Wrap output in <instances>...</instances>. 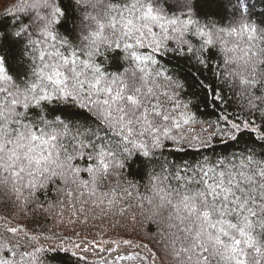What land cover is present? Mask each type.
I'll use <instances>...</instances> for the list:
<instances>
[{
  "label": "snow or ice",
  "instance_id": "6c2138e0",
  "mask_svg": "<svg viewBox=\"0 0 264 264\" xmlns=\"http://www.w3.org/2000/svg\"><path fill=\"white\" fill-rule=\"evenodd\" d=\"M178 2L187 6V0ZM157 3L158 0H135L126 9L127 15L109 6L102 15L90 16L94 27L83 37L87 43L82 54L86 58L82 59L75 50L68 55L49 53L58 58L52 60H46L41 53V65L33 70L35 79L21 85L8 74L7 57L0 54V186L12 194L21 213L55 215L69 225H88L90 220L109 214L135 220L133 208L148 213L161 226L176 264H264V165L251 157L242 166L245 170L238 173H217L214 168L200 167L191 175H166L167 169L161 165V172L150 177L146 193L122 180L125 162L134 152L151 158L165 140L206 143L213 133L221 132L235 140L249 131L264 141V127L251 119L237 122L225 116L221 119L226 128L213 127L209 132L201 127L197 132V121L187 104L175 102L171 111H165L159 103L151 108L145 106L143 99L155 96V90L161 87L156 77H164L170 87L183 85L161 72L153 77L148 65L157 61L141 49L157 52L168 41H174L178 46L187 44L188 51L193 52L185 39L191 32L202 38L201 49L217 43L222 46L225 77L237 81L248 107L264 116V21L260 27L251 23L249 0H227L232 6L231 15L240 18L238 27L228 28L200 26L191 15L170 19L163 10H156ZM28 6L36 11L43 34L56 40L53 29L60 23L63 9L54 0H31ZM41 11L46 15H39ZM0 40L19 44L23 34L2 32ZM102 47L122 49L123 59L130 61L133 68L123 74L106 73L95 61ZM162 94L175 101V93ZM54 100L94 111L108 131L104 135L90 129L74 132L66 123L73 117L68 114L65 119L57 116L49 120L42 114L38 120L29 119L30 111L42 112L43 106ZM169 176L180 182L179 186H173ZM50 184L62 198L45 207L36 193ZM33 203L35 207L30 208ZM0 221L7 234H0V264H43L41 257L50 251L66 255L70 252L72 256L93 251L103 264H109L102 255L105 252L116 253L112 264H146L150 258L154 264L151 254L146 257L133 251L131 255H120L121 243L142 247L129 239L89 241L79 236V242H73L55 233L43 237L30 233L22 225H13L7 216H0ZM78 259L86 260V256L79 255Z\"/></svg>",
  "mask_w": 264,
  "mask_h": 264
},
{
  "label": "trees",
  "instance_id": "16d2710c",
  "mask_svg": "<svg viewBox=\"0 0 264 264\" xmlns=\"http://www.w3.org/2000/svg\"><path fill=\"white\" fill-rule=\"evenodd\" d=\"M109 1L54 0L55 5L63 9L64 15L60 17V23L54 26L53 31L57 39L53 41L43 34L36 11L28 6L31 0H0V34L2 32L11 34L16 31L23 34V40L19 44H7L0 40V46H2L0 54L7 57L6 68L13 81L21 85L34 80L33 70L41 65L39 59L41 53L45 54L46 60H52L58 58L50 56L49 53L60 51L68 55L75 50L81 54L82 59H85L82 49L87 42L83 37L88 35L94 27V23L88 18L102 15L109 6L127 15L126 9L130 8L135 0H111L110 3ZM249 3L252 5L250 21L260 27V22L264 21V0H249ZM229 7L227 0H187L186 7L178 0H158L156 4V10H163V14L170 19H183L191 15L199 21L200 26L238 27L240 18L233 17ZM39 15L43 16L46 13L41 11ZM244 15L245 22H248V14ZM185 39L190 42L193 52L188 51L187 44L178 46L174 41H168L166 47L157 52L141 49L144 54L153 55L157 61L155 65H148L153 70V77L156 72H161L164 76L171 77L173 81L183 85L182 88L170 87L164 77H156L161 87L155 90V96L143 97L145 106L151 108L159 103L163 110L171 111L175 102L187 104L188 111L197 121L194 125L197 132L201 127L207 128L209 132L213 127L226 128L227 125L221 119L225 116L230 121L237 122L251 119L257 126L264 127V116H261L258 110L248 107L247 100L240 94L238 82L225 77L222 46L217 43L201 49L202 38L191 32L185 35ZM124 55L122 49L102 47L101 54L95 57V61L108 74H123L126 70L133 68L130 61L123 59ZM201 60L204 62L201 63ZM235 67L236 65H229V68ZM163 91H168L169 96L175 93V101H169L168 97L162 94ZM80 113L83 115H79ZM40 114L49 120H54L57 116L65 119L66 114L72 115L73 117L66 120V123L74 132L77 129L81 132L90 129L104 135L105 131H108L103 129L96 113L87 108L80 109L54 100L44 105L42 112L40 109L30 111L29 119L38 120ZM185 133L187 134V130ZM203 135L207 137L208 134L203 133ZM249 157L264 165V141L260 140L257 134L249 131H245L242 137L235 140L223 132L213 133L206 143L188 141L175 143L165 140L163 146L156 149L151 158H145L142 154L134 152L125 162L122 180L136 184L141 193H146L150 177L154 173L161 172V165L167 169L166 175L172 172L191 175L192 170H198L200 167L214 168L217 173L221 171L238 173L245 170L242 166L249 163ZM80 164L83 167V161ZM2 176L3 174L0 173V179ZM169 182L173 186H179L180 183L171 176H169ZM36 196L45 207L49 203H56L58 198H62L51 184L46 190L38 191ZM31 207H35V204L30 205ZM132 211L137 213L135 220L109 214L97 220H90L88 225H69L66 219L61 222L55 215L45 216L39 212L34 214L32 211H29L27 215L21 213L15 207L12 194L5 187L0 186V216H7L13 225H22L30 233L39 234L42 237L52 236L55 233L58 236L70 238L73 242H79V236H84L89 241L93 238L118 241L129 239L142 247L132 248L121 243L120 255L137 251L141 256L154 255V264H176L167 248L168 240L161 234V226L157 219L150 218L148 213H141L135 208ZM66 216L67 212H65ZM0 234L7 235L3 232V221H0ZM24 243L26 244V241ZM65 246L70 247V245ZM102 246L107 247V245ZM23 250L31 249L21 248V251ZM79 255H85L86 260H79ZM102 255L109 260V264H112V258L116 253L105 252ZM41 259L43 264H103L100 257L93 251L87 254L78 253V256H72L70 252L66 255L63 252L57 254L55 251H50ZM115 264H130V262L116 261ZM146 264H153L152 259L150 258Z\"/></svg>",
  "mask_w": 264,
  "mask_h": 264
},
{
  "label": "rangeland",
  "instance_id": "374dc122",
  "mask_svg": "<svg viewBox=\"0 0 264 264\" xmlns=\"http://www.w3.org/2000/svg\"><path fill=\"white\" fill-rule=\"evenodd\" d=\"M134 3H135V1H134ZM162 7V6H161ZM229 10H232V6L230 5V7H229ZM133 253V252H132ZM132 253H130V254H128V255H131Z\"/></svg>",
  "mask_w": 264,
  "mask_h": 264
},
{
  "label": "bare ground",
  "instance_id": "6f19581e",
  "mask_svg": "<svg viewBox=\"0 0 264 264\" xmlns=\"http://www.w3.org/2000/svg\"><path fill=\"white\" fill-rule=\"evenodd\" d=\"M108 1V0H107ZM111 1V0H110ZM110 1H109V3H110ZM112 2V1H111ZM106 3V2H105ZM114 3V2H113ZM54 41V40H53ZM48 45V44H47ZM56 48V47H55Z\"/></svg>",
  "mask_w": 264,
  "mask_h": 264
}]
</instances>
